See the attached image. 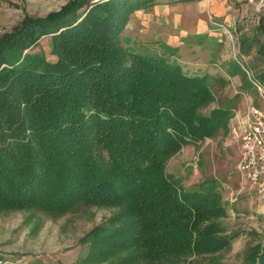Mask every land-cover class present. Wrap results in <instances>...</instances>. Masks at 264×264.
<instances>
[{
  "label": "trees",
  "instance_id": "16d2710c",
  "mask_svg": "<svg viewBox=\"0 0 264 264\" xmlns=\"http://www.w3.org/2000/svg\"><path fill=\"white\" fill-rule=\"evenodd\" d=\"M163 0H68L0 36V209L114 213L82 238L84 259L204 264L229 246L221 195L166 172L182 147L226 126L207 74L121 43L136 10ZM259 29L263 41L264 14ZM49 39L48 56L31 51ZM50 56V57H49ZM250 264H264V239Z\"/></svg>",
  "mask_w": 264,
  "mask_h": 264
},
{
  "label": "rangeland",
  "instance_id": "374dc122",
  "mask_svg": "<svg viewBox=\"0 0 264 264\" xmlns=\"http://www.w3.org/2000/svg\"><path fill=\"white\" fill-rule=\"evenodd\" d=\"M67 1L0 0V36L13 31L25 14L45 16ZM263 14L264 0H163L136 10L120 31L130 50L161 54L189 74H207L214 99L203 111L231 108L225 127L184 145L166 163V172L183 188L203 184L221 195L226 211L221 221L235 238L204 264H250L252 248L264 239V201L237 168L248 108L264 105ZM31 51L48 56V37ZM114 210L84 204L64 214L0 209V257L6 264H111L84 259L89 250L82 238Z\"/></svg>",
  "mask_w": 264,
  "mask_h": 264
},
{
  "label": "built area",
  "instance_id": "2783aa9c",
  "mask_svg": "<svg viewBox=\"0 0 264 264\" xmlns=\"http://www.w3.org/2000/svg\"><path fill=\"white\" fill-rule=\"evenodd\" d=\"M240 156L238 170L264 201V105L248 108L247 121L240 133ZM0 264H6L2 257Z\"/></svg>",
  "mask_w": 264,
  "mask_h": 264
},
{
  "label": "crops",
  "instance_id": "0c3cea01",
  "mask_svg": "<svg viewBox=\"0 0 264 264\" xmlns=\"http://www.w3.org/2000/svg\"><path fill=\"white\" fill-rule=\"evenodd\" d=\"M245 127V126H244ZM255 190V189H254Z\"/></svg>",
  "mask_w": 264,
  "mask_h": 264
}]
</instances>
